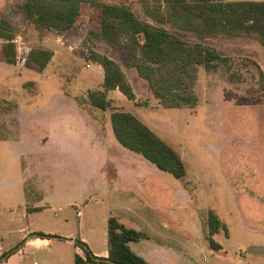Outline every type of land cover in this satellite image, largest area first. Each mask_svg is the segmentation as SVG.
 Here are the masks:
<instances>
[{
	"label": "rangeland",
	"instance_id": "obj_1",
	"mask_svg": "<svg viewBox=\"0 0 264 264\" xmlns=\"http://www.w3.org/2000/svg\"><path fill=\"white\" fill-rule=\"evenodd\" d=\"M96 1L128 8L136 18L219 58L210 69L193 65L188 74L171 73L185 80L177 92L194 99L168 106L134 67L125 66L138 52L124 35L118 37V47L95 36L98 4H82L76 24L58 33L27 20L20 7L24 0H0V18L10 22L14 38H21L18 58L30 49L55 51L42 72L0 57V248L7 251L22 242L21 229L49 228L62 239L85 237L104 250L107 219L116 216L146 234L140 244L174 252V264H247L252 247L264 251V45L254 34L205 33L196 22L180 19L164 0ZM3 43L0 39V50ZM98 57L116 62L136 94L130 100L116 91L111 108L130 112L176 150L186 167L183 178L160 171L119 143V150L140 162L129 160L115 171L107 165L105 150L90 144L76 110L95 112L101 120L112 110L94 109L86 98L85 91L103 81ZM167 73L159 70L157 75ZM84 92V105L70 101ZM105 129L115 140L110 121ZM20 154L45 196L28 195L27 202L17 197L13 184L24 170ZM127 173L140 176L136 187L122 179ZM210 212L226 226L212 236ZM209 237L218 248L210 246ZM24 255L27 264H42L47 250L26 249ZM75 256L69 248L70 264Z\"/></svg>",
	"mask_w": 264,
	"mask_h": 264
},
{
	"label": "trees",
	"instance_id": "obj_2",
	"mask_svg": "<svg viewBox=\"0 0 264 264\" xmlns=\"http://www.w3.org/2000/svg\"><path fill=\"white\" fill-rule=\"evenodd\" d=\"M164 2L171 5L174 11L179 12L180 19L197 23L205 33L218 30L231 35L254 34L264 45V1L198 0L197 3L192 4L187 0H164ZM86 3L100 6V29L95 36L118 47V37L124 35L130 42L129 47L131 46L134 52L137 50L138 53L133 56V61H125L124 64L137 70L138 75L148 82L160 102L168 106L180 107L183 104H190L194 99L192 94L190 96L187 93L177 92L180 91L185 80L181 76L172 78L171 73L176 71L179 75L183 72L188 74V69L193 65H203L206 69H210L213 67L212 61L219 58L216 53L199 45L187 44L168 30L144 22L136 18L128 8L116 4L98 3L96 0H24L20 7L26 19L35 26L59 33L71 29L76 24L81 6ZM14 37L10 22L0 18V39L5 42L0 50L2 61L19 64L37 72L43 71L51 61L53 53L41 48L30 49L25 56L18 58L16 46L12 43ZM96 62L103 68L104 79L101 90L87 93V99L92 107L102 111L109 109L107 92L115 89L127 99H136L116 62L102 57H98ZM159 70L169 73L167 76H158ZM110 121L115 139L124 148L140 155L160 171L176 178L185 176L186 167L180 154L133 114L125 110H113ZM208 225L210 236L222 227L213 212L209 213ZM35 235L53 237L44 233ZM145 237L144 233L126 227L116 217L111 216L107 220L108 257L93 256L84 244L79 243L85 256L83 259L76 255L74 263L151 264L134 253L128 245ZM209 244L215 248L219 247L211 237Z\"/></svg>",
	"mask_w": 264,
	"mask_h": 264
},
{
	"label": "crops",
	"instance_id": "obj_3",
	"mask_svg": "<svg viewBox=\"0 0 264 264\" xmlns=\"http://www.w3.org/2000/svg\"><path fill=\"white\" fill-rule=\"evenodd\" d=\"M41 49H46V48H41ZM46 50H49V49H46ZM50 51L53 53V55H52L51 61L48 63V65L51 62H53V60L55 59V51H52V50H50ZM89 67H90V65H89ZM89 67H87V68H89ZM98 67H99L98 73L104 79L103 69L101 68V65L99 64ZM27 69H29V68H27ZM102 84H103V81L101 82L100 86H98L96 88H92V89H87L85 92L88 93V91L101 90ZM116 91L120 92L118 89L111 90V91L107 92V100L110 103L109 109L102 111V110H99L97 108H94V107L93 108L97 109L103 113L108 112L110 109H112L111 107H112V101H113V97H114L113 95ZM132 91H133V89H132ZM85 92L81 95H77V94L73 95L72 98H70V101L72 103H74V105L76 104V102L80 106L84 105L85 103L84 104H82V103H83V101L85 102V98H81V97L85 94ZM87 93H86V98H87ZM135 96H136V94H135ZM123 97L126 98L124 95H123ZM113 110H123V109L119 108V109L110 110L109 114L106 116L107 118L103 117L102 120L95 117L96 116L95 112L91 111L93 113V115H92L91 112L87 113L83 109H78L76 111H77L78 116L80 117V119L84 125L85 131H87V133H88L90 144H95L96 147H99V148L102 147V150H105L107 165L112 166V169L116 171L115 166H122L123 167L124 162L126 164H128L127 161L131 160V161H136V164H138L140 161H139V158H135V156H128L125 154V152H123V150H121V149L119 150L118 145H117L118 141L115 139V136H114L115 140H113L109 136V134L105 133V130H106L105 126L107 123H109L110 115H111V112ZM110 124H111V121H110ZM19 139L18 140L3 139L1 141H4L6 143H17L19 141ZM20 157L23 160L22 166H23L24 170H23L20 178L13 184V187L17 188V190H16L17 197L20 198L22 201L25 200L27 202L28 201V198H27L28 195L33 196V194H36V195H38L39 198H41L42 196H45V193L43 191H40L41 189H40L39 185H37L36 183L33 182V179H35V176L28 173V171H30V166L25 161L23 154H20ZM131 166L132 167H131L130 172H131V174H133L134 172L132 170H134V164L132 163ZM113 170H112V174L114 176L115 172H113ZM131 174L127 173L126 175H121V177H122V179H125L128 182H132L133 187H136L134 183L140 178V176L139 177L133 176ZM133 187H131V188H133ZM129 188H130V185H127L126 189H129ZM127 191H129V190H127ZM31 209L33 210V209H38V208H37V206L36 207L33 206ZM79 214L80 213H78V215ZM25 217L28 218V215H25ZM109 217H111V216H109ZM114 217H116V216H114ZM116 218L118 219L119 222L123 223L126 227L133 228L137 231L142 232L133 223L126 221L125 219H123L121 217H116ZM219 221L221 222V220H219ZM221 224H222L221 228L226 229L225 224L223 222H221ZM21 232H24V235H23L24 239L22 242H20L18 245H16L15 247H13L11 249H8L7 251L6 250L4 251L2 248H0L1 264H27L25 261L26 257L24 255V250L26 251V249H33L36 251H39L42 249L47 250V256L45 257L44 261H42V264H70L69 258L66 257L67 251L69 248L73 249L74 255H78L84 259L85 255H84L83 248L81 247V244H84L86 249L93 256L100 257V258H107L108 257L107 223H106V248L104 250L99 249L89 239H87L85 237H81L79 240H77V239H70V240L62 239V237L64 235H60V233H58V231H54V230L49 229V228H38V229H34V230L29 229L26 232L23 231V229H21ZM36 233H44V234L51 235L53 237H50V238L39 237V236L35 235ZM145 236H146V234H145ZM140 241H141V239L137 242H130L128 245L134 253H136L138 256L142 257L147 262H149L151 264H174L175 261L178 260L176 254L174 252L167 251V250L163 249L162 246H158V245L148 246L146 244H140ZM79 243H81V244L79 245ZM250 252L252 254H250V259L247 262V264H264V251L262 249L254 246L250 249ZM34 264H36V263H34ZM73 264H75V263H73Z\"/></svg>",
	"mask_w": 264,
	"mask_h": 264
},
{
	"label": "built area",
	"instance_id": "obj_4",
	"mask_svg": "<svg viewBox=\"0 0 264 264\" xmlns=\"http://www.w3.org/2000/svg\"><path fill=\"white\" fill-rule=\"evenodd\" d=\"M12 43L16 46V49L19 47V45L21 44V38L20 37H16L12 40ZM87 67H89V65L87 64Z\"/></svg>",
	"mask_w": 264,
	"mask_h": 264
}]
</instances>
